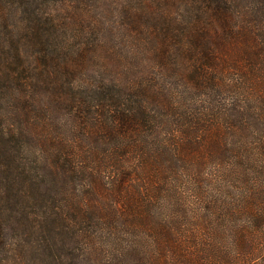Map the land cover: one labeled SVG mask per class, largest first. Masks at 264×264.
I'll return each mask as SVG.
<instances>
[{
	"label": "trees",
	"instance_id": "16d2710c",
	"mask_svg": "<svg viewBox=\"0 0 264 264\" xmlns=\"http://www.w3.org/2000/svg\"><path fill=\"white\" fill-rule=\"evenodd\" d=\"M0 264H264V0H0Z\"/></svg>",
	"mask_w": 264,
	"mask_h": 264
},
{
	"label": "rangeland",
	"instance_id": "374dc122",
	"mask_svg": "<svg viewBox=\"0 0 264 264\" xmlns=\"http://www.w3.org/2000/svg\"><path fill=\"white\" fill-rule=\"evenodd\" d=\"M7 105H5V107L4 106H2L5 110L4 111H9V108L8 107H6ZM7 109V110H6Z\"/></svg>",
	"mask_w": 264,
	"mask_h": 264
}]
</instances>
